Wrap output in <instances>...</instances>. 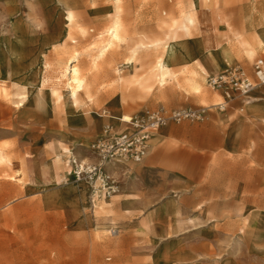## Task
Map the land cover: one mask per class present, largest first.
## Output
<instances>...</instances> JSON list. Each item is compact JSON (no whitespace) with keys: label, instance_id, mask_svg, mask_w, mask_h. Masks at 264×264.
Returning <instances> with one entry per match:
<instances>
[{"label":"rangeland","instance_id":"obj_1","mask_svg":"<svg viewBox=\"0 0 264 264\" xmlns=\"http://www.w3.org/2000/svg\"><path fill=\"white\" fill-rule=\"evenodd\" d=\"M43 1L0 0V39L7 33L17 48V73L0 74V264H264V245L258 251L252 243L255 234L264 235V191H219L216 181L202 187L204 191H192L194 165L186 141L167 137L155 146L151 141L143 162L118 165L114 174L121 183L119 191L95 205L88 191L82 195L68 191L72 185H57L65 165L63 146L73 147L81 158L85 155L86 162L93 160L88 145L103 132L105 119L99 113L104 110L109 112L106 120L117 128L123 125L110 113L120 117L159 108L170 112L210 106L205 121H183L207 122L220 112L214 104L223 94L209 87L191 65L169 75L171 63L164 73L169 76L160 82L158 63L164 58L166 35L182 33L186 10L159 21H90L78 19L72 9L64 19L56 2L46 0L58 19L45 14ZM117 21L123 36L114 43L110 33ZM45 43L51 50L45 56L51 65L45 74L51 80L47 96L39 99L27 79L39 72L36 58ZM54 43H61L59 54L51 48ZM134 52L136 67L125 68ZM246 55L251 64L264 58V52ZM72 57L79 64L83 90L78 108L65 110L49 86L54 83L63 90L65 79L57 62ZM235 66L248 70L240 64L229 67ZM195 83L201 84V92H196ZM71 85L76 86L73 81ZM63 91L68 100L67 89ZM257 91L250 96H264L259 92L264 93V86ZM245 104V98L237 96L223 112L235 107L243 117L251 107ZM249 151L243 150L247 155ZM212 154L210 163L217 167L218 153ZM153 157L167 173L160 191H153L150 183L141 186L137 177L138 169ZM177 158L183 162L177 163Z\"/></svg>","mask_w":264,"mask_h":264},{"label":"crops","instance_id":"obj_2","mask_svg":"<svg viewBox=\"0 0 264 264\" xmlns=\"http://www.w3.org/2000/svg\"><path fill=\"white\" fill-rule=\"evenodd\" d=\"M54 1L62 9L59 14L64 15V19L70 9L75 11L78 19L90 21L94 19L159 21L161 19L177 18L179 12L183 9L186 10L185 15L193 13L194 23L189 26L188 31L182 29L186 22L184 15V22L181 25L182 33H169L171 38L167 40V43L173 41V37L184 42L182 45L177 46V54L171 62L173 71L169 75L175 74L177 71H183L185 67L191 65L195 72L207 80L208 76L221 72L231 64L243 65L248 69L246 71L252 75L250 70L253 69V64H251L246 52L252 54L264 52V0ZM43 2L45 14L55 17V13L50 11L49 3L46 0ZM56 18L59 19L58 16ZM216 21L219 23L217 26ZM194 26L196 28L193 29ZM216 29L218 30L217 34H220L222 39H219L215 34ZM154 41L156 42L158 39ZM1 48L0 46V53ZM133 63H129V66L125 68L136 67ZM137 66H139V63ZM169 75L165 76L164 80ZM263 86L258 87L254 92H258L257 90ZM193 87L196 92L198 91L197 88L200 89L201 87L202 89L200 83H195ZM201 89L198 92H201ZM259 92L264 94L261 91ZM245 102L246 106H251L248 109L252 113L247 112L243 117H238L240 115L235 107L223 112L224 110L217 107V103L214 106L220 112L213 113L207 122H170L157 131L156 136L154 135L156 133H154L151 137L147 157L150 154L151 141H153L154 146L167 137L186 141L188 144L187 153H189L191 163L194 165L193 173L189 179L193 184L192 191H204L202 187L213 186L214 181H216L219 191H253V194H257V191H264V167H258L264 165V96L251 97L250 101L245 100ZM211 109L212 107H210L208 114ZM114 111L119 112L120 110L115 108ZM99 114L103 115L105 119L103 121L104 127L109 123L105 116L109 112L104 110L103 113ZM112 123L114 124V122ZM92 140L88 145V150L94 155L90 163H97L98 158L90 147ZM248 148L250 149L249 155L243 152ZM65 149H72L77 157L84 160L74 151L73 147L69 146L62 147V155ZM212 153H218L214 155L216 156L215 159L218 160L217 167L213 166L215 162L210 163ZM157 159L158 157L150 158L144 166L138 169L137 173L141 186L145 187L151 184L150 187L153 188V191L162 190L167 179V173L163 170L161 160ZM176 162L180 164L183 160L177 158ZM249 163H256V165L247 166ZM118 165L124 166L127 163L109 164L108 170L114 174V170ZM46 173L49 174L47 170ZM65 173L66 167L64 165L62 182L64 184L71 183L72 181L64 182ZM53 176L55 178V172ZM118 182L120 188L121 183L119 180ZM56 183L58 186L63 187L68 185L80 186L62 185L57 177ZM181 186L182 184L174 185L176 188ZM87 191L89 197L88 186ZM169 204V202L165 204L164 210H168ZM255 227L260 229L259 221L256 222Z\"/></svg>","mask_w":264,"mask_h":264},{"label":"built area","instance_id":"obj_3","mask_svg":"<svg viewBox=\"0 0 264 264\" xmlns=\"http://www.w3.org/2000/svg\"><path fill=\"white\" fill-rule=\"evenodd\" d=\"M206 83L223 94V101L217 104L225 110L236 95L247 98L258 87L264 85V59L257 58L253 63V75L243 67H228L226 70L208 76ZM210 107H182L171 110L163 108L146 110L142 113L121 119L123 128H117L112 122L104 126V132L94 140L90 147L98 158L97 163L86 162L77 157L72 149L63 151L66 167L64 182H85L89 187L90 201L110 198L119 191V182L108 170L109 164L142 162L148 155L150 139L154 133L170 122L185 120L204 121Z\"/></svg>","mask_w":264,"mask_h":264},{"label":"bare ground","instance_id":"obj_4","mask_svg":"<svg viewBox=\"0 0 264 264\" xmlns=\"http://www.w3.org/2000/svg\"><path fill=\"white\" fill-rule=\"evenodd\" d=\"M68 17L70 20H72L74 18L73 12H70ZM185 20H186V22L183 25L184 27L182 29L184 31H188L189 26L194 23L193 13H187L185 15ZM121 24L122 23L117 21V22H115V24L113 25V27L111 29L110 36H111V39L114 43H115V41L119 42L122 39L123 34L121 36V33H120V30L122 32V29H121L122 25ZM12 26L15 28H20V26L14 25L13 22H12ZM170 38H171L170 35H166L167 40H170ZM110 42H111V40H110ZM122 42H124V40ZM183 43H184L183 41L173 37V41L168 42L165 45L164 58L161 59L158 63V68L161 71V74L159 77L161 83L164 80L163 78H164L165 71L167 72L170 69V64H171L172 58L175 56V54H177V52H176L177 46L180 44L182 45ZM60 45H61V43H59V44L54 43V44H51V48L55 50V53H58L60 51H63V48L60 47ZM0 46L2 47L1 53H0V74H2L4 77H9L12 73H17L16 72L17 69L15 66V62L17 59V55H16V49L17 48L16 49L14 48V46L12 45L11 39L7 33L3 34L1 36ZM48 46H49V43H45L44 47L41 49L39 55L36 58V61H38L39 64H41L40 70L38 69L39 72L35 76L27 79V83L32 88L36 89L39 99H42V98L47 96L48 92H47L46 88H47L48 82L51 80L50 79L51 75L48 76L47 74H45V73H47L46 69L48 70V68L51 66L50 63L45 60V56L47 55L48 51L50 50L49 48H47ZM135 52H134V55L128 59L127 64L135 61ZM75 59H76V57H72V58L66 60V62H64V63L61 60H58V62H57L58 67L60 69V78L65 79V81H63L64 86L63 85L62 86H63V90L67 89V91H68V94H67L68 100H66V95L64 94V91L62 89L60 90V88L58 86L54 85V83L52 86H49L52 94L57 97L58 101L60 102V105L65 110H74V109L78 108V100L81 99V98L79 99V94L83 90V84H82V82H80L82 79L79 80L80 79V77H79L80 67H79V64L75 63L77 61ZM72 81L75 82L76 86L71 85ZM200 89H201V87H200ZM200 89L197 88L198 91H200ZM80 97H81V94H80ZM245 100L250 101L251 96L245 98ZM100 117H103V115H100ZM110 117L117 118V119L119 118L121 120V119H127L129 117V115L123 114L122 116L119 117V116H116V115H113L112 113H110ZM122 125H123V123H122ZM122 128H119V129H122ZM103 132H104V129H103ZM103 132L101 134H103ZM83 159H87V157L83 156ZM50 172H51V176L53 178V182L55 184V179L53 176L54 173H53L52 168H51ZM60 183L62 185H67V184H73V185H77V186L80 185L79 187H72L68 191L78 190V191H81L82 195L87 194V186L88 185L85 182H71V183H67V184H64L63 182H60ZM66 187H71V186L68 185ZM104 203H107V201L104 200ZM252 243H253L254 248L257 249L258 251H260L259 247L264 245L263 244L264 243V235L255 234V236H253V238H252Z\"/></svg>","mask_w":264,"mask_h":264}]
</instances>
